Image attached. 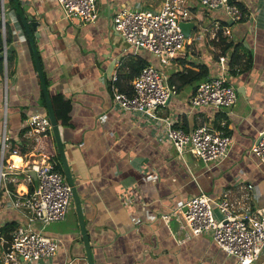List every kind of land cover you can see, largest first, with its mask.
I'll return each instance as SVG.
<instances>
[{
	"label": "crops",
	"instance_id": "1",
	"mask_svg": "<svg viewBox=\"0 0 264 264\" xmlns=\"http://www.w3.org/2000/svg\"><path fill=\"white\" fill-rule=\"evenodd\" d=\"M161 1L96 0L97 15L87 22L66 17L56 0H0L10 57L6 70L0 68V142L4 127L9 143L4 162L15 167L7 182L12 192L24 193L36 185L32 172V182L27 179V162H38L44 155L60 160L52 129L36 139L23 126L29 112L46 113L40 98L44 83L49 97L61 95L70 105L66 122L57 125L94 264H238L210 233L188 236L174 211L201 193L227 198L238 210L246 203L264 206V162L249 152L264 127V0H237L244 18L231 23L221 9L208 10L197 0H188L194 23L190 32L196 29V35L189 32L180 56L164 66L169 77L183 69L182 60L205 64L208 77L222 73L233 85L236 99L225 111L188 104L196 82L183 85L160 109L163 115H178L186 130L206 120L229 134L226 155L213 162H203L190 151L179 156L172 144L157 137L153 124L111 100L107 83L115 70L125 88L137 59L157 65L151 52H133L113 27L114 13L123 8H158ZM226 27L227 34L222 31ZM218 34L240 46L243 57L232 70L228 68L232 48L223 54ZM248 55L250 66L241 70ZM12 141L26 147L12 152ZM14 157L20 158L19 164ZM247 183L253 188L246 189ZM3 187L0 226L12 220L18 224L23 216L9 205ZM213 211L220 216L217 208ZM43 231L58 237L59 246L52 258L33 264L85 259L74 206L63 220L48 223ZM252 264H264V247Z\"/></svg>",
	"mask_w": 264,
	"mask_h": 264
},
{
	"label": "built area",
	"instance_id": "2",
	"mask_svg": "<svg viewBox=\"0 0 264 264\" xmlns=\"http://www.w3.org/2000/svg\"><path fill=\"white\" fill-rule=\"evenodd\" d=\"M202 7L221 9L229 20L235 21L242 12L235 2L229 0H197ZM66 17H77L92 21L97 15L96 0H56ZM188 0H162L158 8L119 9L112 18L114 29L137 50L151 52L158 64L168 65L180 56L186 44V37L179 22L190 20ZM228 33L227 27L222 30ZM1 62L4 71L7 66V44L5 42V15L0 5ZM6 75V74H5ZM117 71L110 76L108 87L111 100L119 108L138 114L153 124L157 137L166 140L182 156L190 151L203 162L218 161L229 148L231 136L206 120L190 130L184 129L174 113L159 114L171 96L177 93L170 85L168 75L158 71L157 65L147 63L131 79L129 91L120 90L116 84ZM236 99V91L224 75L216 74L200 80L190 93L187 102L193 107H212L225 111ZM36 139L43 132L51 131L46 113L29 112L23 119ZM9 147L8 137L3 133L0 142V186L3 184L9 197V205L23 216L12 230L8 239H1L0 264H33L52 258L60 239L44 233L43 228L52 221L65 217L71 195V187L63 173L56 169L55 160L49 156L38 162L32 160L25 165L27 179L36 185L31 190L12 192L8 187L9 173L14 172L12 162H4V150ZM12 152H16L15 149ZM249 152L264 162V127L258 132L249 147ZM7 182V183H6ZM246 189L253 185L247 183ZM129 197L130 194H127ZM185 208L183 209V207ZM220 216L216 217L213 209ZM179 214L182 227L188 228V236L204 232L211 234L215 244L226 254L233 256L238 264H252L264 247V206L246 203L240 210L232 206L227 198L215 199L209 194H197L184 202L174 213ZM167 218V214L162 215ZM62 264H88L85 259L69 258Z\"/></svg>",
	"mask_w": 264,
	"mask_h": 264
},
{
	"label": "trees",
	"instance_id": "3",
	"mask_svg": "<svg viewBox=\"0 0 264 264\" xmlns=\"http://www.w3.org/2000/svg\"><path fill=\"white\" fill-rule=\"evenodd\" d=\"M229 1L235 2L238 5L239 9L241 11L243 10L242 5L237 0H229ZM243 18L241 16V17H239V20H242ZM218 39H220V41L222 42V48L220 51L223 54L225 53V51L228 48H232L230 56H229V63H228V68H230V70H232L233 65L235 63H237L239 60H241V58L243 57L242 53L238 52V49L240 46L238 43H232L231 41H226L225 37L222 36L221 34H218ZM8 41H9V35L7 32V33H5V42L8 43ZM0 43H1V36H0ZM182 62L184 63L183 69L180 71H176V72L172 73L168 77L170 85H173L175 87L176 91L181 89V87L185 84L195 83V82L197 84L200 80L208 77V68L205 64H193L192 62H189L186 60H182ZM1 63L2 62L0 60V68L2 67ZM147 63H149V62H147L143 58H139L135 61V64L133 67V72L126 77V80L129 83H128V86H126L125 88H123L120 84V77H121L120 71H117L116 84L119 87V89L123 90V91H129L130 85H131L130 84L131 79L139 72L141 67ZM250 63H251V57H250V55H248V57L243 59V62L241 63L242 65H241L240 69L245 70V69L249 68ZM40 98H41L42 102L44 103V97H43L42 92H40ZM50 102H51L52 111H53V114L55 115L57 124L65 123L66 119H67V113H68L69 108H70L68 98H64L63 96L59 95V96L55 97V99H54V97L52 95V96H50ZM46 114H47V109H46ZM25 147L26 146L17 144L16 142H13V141L10 143V149L11 150L16 149V151L21 152V151H23V149ZM55 154L57 155V157L59 159V154L57 152H55ZM55 166H56V169H58L61 173H63L62 164H61L60 160H58V163L56 162ZM11 186L12 185L10 183H8V187L10 189L13 188ZM28 189L31 190L30 187ZM16 225H17L16 221H14V220L6 221L5 223H3L0 226V237H3L4 239H8L10 237L12 230L15 228ZM3 245H5V244H3L0 241V249Z\"/></svg>",
	"mask_w": 264,
	"mask_h": 264
},
{
	"label": "water",
	"instance_id": "4",
	"mask_svg": "<svg viewBox=\"0 0 264 264\" xmlns=\"http://www.w3.org/2000/svg\"><path fill=\"white\" fill-rule=\"evenodd\" d=\"M23 19V18H22ZM24 19H23V25L26 31H28V27L26 25V23H24ZM230 23L232 22V20L229 21ZM33 23L32 22V28H33ZM179 25L181 27L182 32L184 33L185 37L188 36L191 28L194 27V23L190 20H182L179 22ZM0 58H1V54H0ZM42 88H43V96H44V101H45V107L47 109V115L48 118L50 120L51 123V129H52V133H53V137L55 140V144H56V148H57V152L60 156V160H61V164H62V171H63V175L65 177V179L67 180L68 184L71 187V195H72V201L75 207V211H76V215H77V219H78V224L80 227V233L82 235V240H83V245H84V252H85V260L87 261L88 264H94L93 262V258H92V253H91V248H90V244H89V239H88V235L86 233V228H85V224L83 221V215H82V211H81V205L79 202V195L77 193V189L74 185L72 176H71V172L69 170V166L67 164V161L65 159V155L63 152V148H62V144H61V140L59 137V131H58V125H57V121L55 118V115L53 114L52 111V107H51V102H50V97L45 89V84L42 83ZM185 208V206L183 207V209Z\"/></svg>",
	"mask_w": 264,
	"mask_h": 264
},
{
	"label": "rangeland",
	"instance_id": "5",
	"mask_svg": "<svg viewBox=\"0 0 264 264\" xmlns=\"http://www.w3.org/2000/svg\"><path fill=\"white\" fill-rule=\"evenodd\" d=\"M196 31H197L196 29L192 30V31L190 32L189 35H190V36H194V35H196ZM9 62H10V57L7 58V64H8V66H9ZM157 67H158V71H159V72H161V70H165L164 65H161V64H158V63H157ZM157 112H158L159 114H161V113H160V110H158ZM0 188H1V186H0ZM0 198L2 199V196H1ZM72 202H73V201H72V198H70V201H69V203H68V207H67V211H66V213H67V212L70 213L71 211H73V206H74V205H73ZM64 218H65V217H64ZM66 218H67V216H66ZM62 220H63V219H62ZM60 222H62V221H60ZM50 223H51V222H50Z\"/></svg>",
	"mask_w": 264,
	"mask_h": 264
},
{
	"label": "bare ground",
	"instance_id": "6",
	"mask_svg": "<svg viewBox=\"0 0 264 264\" xmlns=\"http://www.w3.org/2000/svg\"><path fill=\"white\" fill-rule=\"evenodd\" d=\"M15 158V163L19 164L20 158L19 157H14Z\"/></svg>",
	"mask_w": 264,
	"mask_h": 264
}]
</instances>
